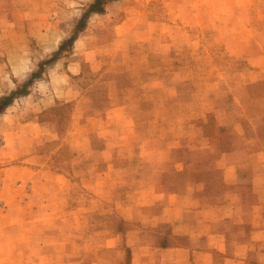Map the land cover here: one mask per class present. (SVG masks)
Listing matches in <instances>:
<instances>
[{
  "label": "rangeland",
  "instance_id": "1",
  "mask_svg": "<svg viewBox=\"0 0 264 264\" xmlns=\"http://www.w3.org/2000/svg\"><path fill=\"white\" fill-rule=\"evenodd\" d=\"M92 1L0 0V96L38 73L0 113V264H173L203 242L146 220L172 189L228 213L188 264H264V0H108L58 50Z\"/></svg>",
  "mask_w": 264,
  "mask_h": 264
},
{
  "label": "crops",
  "instance_id": "2",
  "mask_svg": "<svg viewBox=\"0 0 264 264\" xmlns=\"http://www.w3.org/2000/svg\"><path fill=\"white\" fill-rule=\"evenodd\" d=\"M103 151V150H101ZM237 163H224L222 180L226 183H236L238 167ZM189 195V193H183L181 190H167L163 192V202L161 208L155 213L150 220L152 226H157L163 221L168 222H185L191 228L189 236L195 239H201L203 242L197 248H193L190 245H175L171 243H161L155 251L170 253L168 261H172L173 264H188L191 255L194 253L208 256L209 253L214 250L225 252L227 248V237L224 236L222 231H219V220L227 216L228 213L219 215V205L211 202H200L194 205H187L183 203V198ZM188 217V219H187ZM262 215L259 214V218ZM145 220V221H146ZM260 221H251L247 224H238L239 234L243 230L244 226L253 227L260 226ZM132 251L135 253L133 260L136 264H148L150 258L145 255V247L139 245L132 246ZM149 254V253H148Z\"/></svg>",
  "mask_w": 264,
  "mask_h": 264
},
{
  "label": "trees",
  "instance_id": "3",
  "mask_svg": "<svg viewBox=\"0 0 264 264\" xmlns=\"http://www.w3.org/2000/svg\"><path fill=\"white\" fill-rule=\"evenodd\" d=\"M107 1L108 0H93L92 2H90L87 5L85 11L82 13L81 17L77 20V23L75 25V32L70 37H68L67 39H65L61 42L58 50L62 49L66 45L71 44L75 40L77 32L84 28L88 15L91 12H101L103 9V4L106 3ZM57 53L58 52L55 51L52 54V56H53L52 58H54L57 55ZM52 58L44 60L41 64H43V63L45 64V63L51 61ZM37 74H38L37 71L33 72L31 77L29 79H27L19 89L17 88V89L11 90L8 94L0 96V113L3 112V110L6 108V106L10 104L11 98H13L16 94H19L22 91H24L23 87H25L28 83H30L32 81V79L37 76Z\"/></svg>",
  "mask_w": 264,
  "mask_h": 264
}]
</instances>
